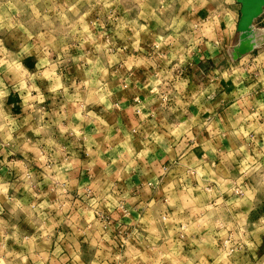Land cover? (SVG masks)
Returning a JSON list of instances; mask_svg holds the SVG:
<instances>
[{
  "label": "crops",
  "instance_id": "0c3cea01",
  "mask_svg": "<svg viewBox=\"0 0 264 264\" xmlns=\"http://www.w3.org/2000/svg\"><path fill=\"white\" fill-rule=\"evenodd\" d=\"M119 2L93 0L64 41L32 25L21 45L0 25V264H147L172 230L209 264L208 215L228 209L254 227L235 248L264 264V48L231 59L235 21L159 42L119 26Z\"/></svg>",
  "mask_w": 264,
  "mask_h": 264
},
{
  "label": "rangeland",
  "instance_id": "374dc122",
  "mask_svg": "<svg viewBox=\"0 0 264 264\" xmlns=\"http://www.w3.org/2000/svg\"><path fill=\"white\" fill-rule=\"evenodd\" d=\"M232 1L233 0H120L119 7H116V12L121 10L123 16L120 21H117V23L119 26H123V28H128V30L133 31L132 29L134 27H139V25L145 21L149 24L151 29L159 28V30L164 32V36L160 37L159 42L168 40L167 38L169 35L166 34L170 33L173 38H176L175 40H172L180 46L185 42V37L182 36L187 35V30L192 31V34L196 35L197 38L205 40L208 38L209 33L211 34L217 29L229 27L226 26V24L235 21L233 31L235 42L233 44L238 46L240 44L239 32L236 26L239 19L240 5L236 0L234 3ZM228 3H231V5L236 8L234 9L237 12V16H235V10L233 12L230 10V13L225 10V5ZM103 4L104 7H102V9L111 7H107L106 2H103ZM96 6L98 7L99 4L97 3ZM85 7L86 10L81 12V9H85ZM47 8L52 11V15L49 17L40 16L42 10ZM263 8L264 6L262 9ZM151 9L152 13L150 14ZM156 9H158L159 13H156ZM145 10H148L147 12L150 15L146 14ZM194 10L196 11V14L201 13L194 17L188 16V13ZM7 11L8 13L6 14ZM140 11L145 14V16L139 14ZM100 12L104 13V10H101ZM205 12H207V16H204ZM12 14L13 16L10 17ZM91 18H93V0H0V25H4L6 28L11 29V22L15 21L17 26L16 30L20 31H17L14 34L12 32L8 34L15 36V38L20 41L21 45H23L28 38L32 37V25H37L38 27L46 26L54 33H52L53 38L58 37L60 41H64L62 30L66 26H72L69 29L71 32L69 37L74 39L76 28L80 26L84 29L86 25L92 21ZM256 18L252 20L251 26L253 29L261 31V40L244 54L252 52L251 54L255 55L256 51H260L261 48H264V46H260V42L264 38V33L261 30L263 24L254 21ZM253 21L255 22L254 24ZM68 22L69 24H67ZM4 28L5 27L0 26V37L4 34L6 35ZM141 29L142 28L140 27L139 30ZM179 31L183 32V35H179ZM165 35L166 38L163 39ZM127 37H130V35H127ZM8 40L11 39L8 38ZM235 46L230 52L231 59H234L235 49L237 48V46ZM237 57L238 56L235 58ZM5 168L7 169V167H4V170H6ZM227 211H229V213L232 212L230 209ZM227 211L221 214L219 213L220 211H218L217 216L214 214L212 215L211 213L208 215L209 219H212V223H207V228L212 230L210 232L212 236H207L205 239V246L200 247L209 249L204 252L205 256H209L210 259L213 258V260L207 261L209 264H248L252 261L250 258L251 248H249V241L246 240L244 243L241 240V242L247 247L245 252L236 249L235 247H237V244L240 242L238 239V232L243 231L247 239V235H250L254 227H250L248 221L246 219L244 221L242 217L241 219L236 218V222L232 221V219L225 218ZM220 221L224 223L223 227L218 224ZM192 231L188 229L187 232L192 233ZM214 233H216V235H214ZM227 235L232 237L229 241L227 240ZM177 237V231L172 230L165 235L162 239L163 241L158 242L155 239L150 241L149 247L152 255L149 257L150 259L147 264H205L204 260H202L203 255L200 257H192L193 255L190 256L185 250L182 251L180 244H178L177 241L175 242ZM158 253L163 256H159ZM196 254L199 256L201 252L197 250Z\"/></svg>",
  "mask_w": 264,
  "mask_h": 264
},
{
  "label": "water",
  "instance_id": "95a60500",
  "mask_svg": "<svg viewBox=\"0 0 264 264\" xmlns=\"http://www.w3.org/2000/svg\"><path fill=\"white\" fill-rule=\"evenodd\" d=\"M236 2L240 5L239 19L236 26L238 32H240L246 30L252 20L260 14L264 6V0H236ZM249 50L248 46L239 44L235 49L234 57L240 56Z\"/></svg>",
  "mask_w": 264,
  "mask_h": 264
},
{
  "label": "bare ground",
  "instance_id": "6f19581e",
  "mask_svg": "<svg viewBox=\"0 0 264 264\" xmlns=\"http://www.w3.org/2000/svg\"><path fill=\"white\" fill-rule=\"evenodd\" d=\"M261 35V31L253 29L250 24L246 30H241L239 32V43L244 44L248 46V49H251L259 40H261Z\"/></svg>",
  "mask_w": 264,
  "mask_h": 264
},
{
  "label": "built area",
  "instance_id": "2783aa9c",
  "mask_svg": "<svg viewBox=\"0 0 264 264\" xmlns=\"http://www.w3.org/2000/svg\"><path fill=\"white\" fill-rule=\"evenodd\" d=\"M155 91V89H154ZM159 102L161 105H167L169 102V97L167 95V93H160L158 96ZM232 195L234 196H239L240 195V191L237 189V187L232 191ZM100 218V214L98 215ZM118 248L121 247V244L117 246Z\"/></svg>",
  "mask_w": 264,
  "mask_h": 264
}]
</instances>
